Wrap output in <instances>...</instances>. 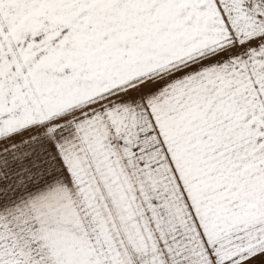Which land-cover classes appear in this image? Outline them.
<instances>
[{
	"label": "snow or ice",
	"instance_id": "snow-or-ice-1",
	"mask_svg": "<svg viewBox=\"0 0 264 264\" xmlns=\"http://www.w3.org/2000/svg\"><path fill=\"white\" fill-rule=\"evenodd\" d=\"M0 264H264V0H0Z\"/></svg>",
	"mask_w": 264,
	"mask_h": 264
}]
</instances>
